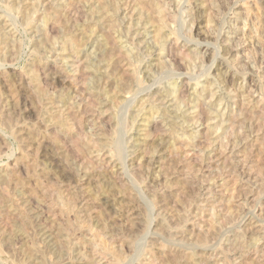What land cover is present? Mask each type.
I'll list each match as a JSON object with an SVG mask.
<instances>
[{
  "label": "rangeland",
  "instance_id": "1",
  "mask_svg": "<svg viewBox=\"0 0 264 264\" xmlns=\"http://www.w3.org/2000/svg\"><path fill=\"white\" fill-rule=\"evenodd\" d=\"M40 1L0 0V264H264V0Z\"/></svg>",
  "mask_w": 264,
  "mask_h": 264
},
{
  "label": "bare ground",
  "instance_id": "2",
  "mask_svg": "<svg viewBox=\"0 0 264 264\" xmlns=\"http://www.w3.org/2000/svg\"><path fill=\"white\" fill-rule=\"evenodd\" d=\"M39 1H40V0H39ZM44 1H45V0H44ZM47 1H48V0H47ZM68 1H69V0H68ZM104 1H105V0H104ZM104 1H103V2H104ZM110 1H111V0H110ZM120 1H121V0H117V1H115V2H118L119 5H120ZM135 1H137V0H135ZM40 2H41V1H40ZM73 2H74V1H73ZM76 2H77V1H76ZM79 2H81V1H79ZM97 2H98V1H97ZM100 2H101V0H100ZM106 2H107V1H106ZM152 2H153V1H152ZM42 3H43V2H41V4H42ZM45 3H46V2H45ZM47 3H48V2H47ZM66 3H67V2H66ZM69 3H70V2H69ZM98 3H99V2H98ZM153 3H154V2H153ZM10 4H11V3H10ZM37 4H38V3H37ZM48 4H49V3H48ZM39 5H40V4H39ZM43 5H44V4H43ZM113 5H114V4H113ZM115 5H116V3H115ZM115 5H114V6H115ZM125 5H126V4H125ZM129 5H130V4H129ZM9 6H10V5H9ZM33 6H34V5H33ZM44 6H45V5H44ZM157 6H158V5H157ZM64 7H66V6H64ZM158 7H159V6H158ZM14 8H15V7H14ZM136 9H137V8H136ZM157 9H158V8H157ZM134 10H135V8H134ZM115 11H116V13H117L120 17L122 16V18L120 19L122 25L125 24V21H126V18H125V17H127V16H126V11H125V9H124V8H121V6H115V8H114V12H115ZM127 11H128V10H127ZM139 11H140V10H139ZM159 11H161V10H159ZM159 11H158V12H159ZM99 12H100V11H99ZM129 12H130V10H129ZM116 13H115V14H116ZM130 13H131V12H130ZM130 13H129V14H130ZM134 13H135V12H134ZM159 13H160V12H159ZM35 14H36V13H35ZM63 14H64V13H63ZM63 14H62V15H63ZM117 14H116V16H117ZM161 14H162V13H161ZM161 14H160V15H161ZM36 15H37V14H36ZM38 15H39V14H38ZM64 15H65V14H64ZM127 15H128V14H127ZM32 16H33V15H32ZM34 17H35V16H34ZM65 17H66V15H65ZM120 17H119V18H120ZM35 18H36V17H35ZM39 18H40V19H44V15L39 16ZM105 18H106V17H105ZM109 18H111V17H109ZM37 19H38V18H37ZM37 19H36V20H37ZM45 19H46V18H45ZM58 19H60V18H58ZM68 19H69V17H68ZM97 19H98V18H97ZM112 19H113V18H112ZM117 19H118V18H117ZM127 19H128V18H127ZM61 20H62V19H61ZM129 20H130V17H129ZM44 21H45V20H44ZM110 21H111V19H110ZM117 21H118V20H117ZM41 22H42V21H41ZM62 22H63V21H62ZM109 23L111 24V22H109ZM109 23H108V24H109ZM116 23H117V22H116ZM104 24H105V23H104ZM126 24H127V23H126ZM64 25H65V24H64ZM122 25H121V26H122ZM106 26H107V25H106ZM106 26H105V27H106ZM108 27H109V26H108ZM126 27H127V26H126ZM128 27H129V26H128ZM123 28H125V25H124ZM128 29H129V28H128ZM131 29H132V28H131ZM140 30H141V29H140ZM68 31H69V30H68ZM110 31H111V30H110ZM126 31H127V30H126ZM113 32L115 33V31H113ZM122 32H123V31H122ZM129 32H130V31H129ZM132 32H133V31H132ZM134 32H135V31H134ZM141 32H142V31H141ZM64 33H65V32H64ZM68 33H69V32H68ZM104 33H105V32H104ZM126 33H127V32H126ZM137 33H138V32H137ZM139 33H140V32H139ZM101 34H102V33H101ZM130 34H131V33H130ZM11 35H12V34H11ZM107 35H108V34H107ZM133 35H136V34H133ZM138 35H139V34H137V36H136L137 38H138ZM72 36H73V35H72ZM120 36H121V35H120ZM126 36H127V35H126ZM130 36H131V35H130ZM63 37H64V36H63ZM65 37H67V36H65ZM122 37H123V36H122ZM139 37H140V36H139ZM142 37H143V36H142ZM72 38H73V37H72ZM97 38H98V37H97ZM116 38H117V37H116ZM118 38H119V37H118ZM120 38H121V37H120ZM126 38H127V37H126ZM130 38H131V37H130ZM63 39L65 40V38H63ZM114 39H115V38H114ZM133 39H134V36H133V38H132L131 40H133ZM66 40H67V38H66ZM66 40H65V41H66ZM72 40H73V39H72ZM102 40H103V39H102ZM127 40L129 41L130 39H127ZM127 40H126L125 42H127ZM10 41H11V40H10ZM69 41H71V40H69ZM69 41H68V42H69ZM115 41H116V39H115ZM142 41H143V40H142ZM5 42H6V41H5ZM61 42H62V41H61ZM129 42H130V41H129ZM133 42H135V40H133ZM97 43H98V41H97ZM97 43H96V44H97ZM114 43H115V42H114ZM116 43H117V42H116ZM122 43H123V42H122ZM66 44H67V43H66ZM112 44H113V43H112ZM131 44H134V43H131ZM61 45H64V43L61 44ZM128 45H129V44H128ZM141 45H142V44H141ZM136 46H137V45H136ZM142 46H143V45H142ZM53 47H54V46H53ZM62 47H63V46H62ZM112 47H113V46H112ZM131 47H132V46H131ZM145 47H146V46H145ZM114 48H115V47H114ZM116 48H117V47H116ZM119 48H120L122 51L124 50V53H126L127 55L130 54V53H133L132 56H133V58H134V55H135V54H134V52L131 51V49L129 50V47L127 46V43H126V45L119 46ZM143 48H144V47H143ZM59 49H60V48H59ZM73 49H74V47H73ZM137 49H139L138 46H137ZM137 49H136V50H137ZM54 50H55V49H54ZM116 50H117V49H116ZM132 50H133V49H132ZM136 50H135V51H136ZM141 50H142V49H141ZM145 50H147V49H145ZM111 51H112V50H111ZM111 51H110V53H111ZM130 51H131V52H130ZM137 51L139 52L140 50H137ZM157 52H158V51H157ZM118 53H119V52H118ZM120 53H121V51H120ZM136 53H137V52H136ZM140 53H141V52H140ZM142 53H143V52H142ZM152 53H153V52H152ZM126 54H125V55H126ZM113 55H114V54H113ZM115 55H116V53H115ZM120 55H121V54H120ZM123 55H124V54H123ZM136 55H137V54H136ZM147 55H148V54H147ZM132 56H131V57H132ZM139 56H140V55H139ZM139 56H138V57H139ZM141 56H142V55H141ZM115 57H116V56H115ZM121 57H122V56H121ZM121 57H119V59H120ZM125 57H126V56H125ZM138 57L135 56V58H138ZM142 57H143V56H142ZM159 57H160V56H159ZM128 58H129V57H128ZM110 59H111V58H110ZM123 59H124V58H123ZM125 59H126V58H125ZM125 59H124V60H125ZM158 59H159V58H158ZM113 60H114V58H113ZM121 60H122V59H121ZM126 60H127V59H126ZM133 60H135V59H133ZM111 61H112V59H111ZM144 61H145V60H144ZM124 62H126V61H124ZM127 62H128V61H127ZM140 62H141V61H140ZM116 63H117V61H116L114 64H116ZM118 63H119V62H118ZM118 63H117V65H118ZM128 63H129V62H128ZM143 63H144V62H143ZM111 64H112V63H111ZM120 64H121V63H120ZM125 64H126V63H125ZM132 64H133V63H132ZM132 64L130 63L131 66H132ZM136 64H137V63H136ZM138 64L140 65L141 63H138ZM147 64H148V63H147ZM107 65H108V64H107ZM107 65H106V66H107ZM123 65H124V64H123ZM133 65H134V64H133ZM139 65L137 66V69H136V70H138V74H140V76H142V78H143V76H144V72H142L141 70L144 68L145 65H143V64L140 65V66H139ZM104 66H105V65H104ZM121 66H122V65H121ZM134 66H136V65H134ZM148 66H149V65H148ZM112 67H113V66H112ZM116 67H117V66H116ZM116 67H115V70H116ZM107 68H109V67H107ZM113 68H114V67H113ZM113 68H111V69H113ZM146 68H147V67H146ZM119 69H120V68H119ZM122 69L125 70L124 68H122ZM144 69H145V68H144ZM108 70H109V69H108ZM108 70H107V72H108ZM117 71H118V70H117ZM121 71H122V70H121ZM146 71H148V70L146 69L145 72H146ZM118 72H119V71H118ZM133 72H134V70H133ZM135 72H136V71H135ZM147 73H148V72H147ZM119 74H120V73H119ZM114 75H115V74H114ZM114 75H113V76H114ZM120 75H121V74H120ZM114 77H115V76H114ZM140 78H141V77H140ZM142 78H141V80H143ZM116 79H117V78H116ZM114 80H115V79H114ZM118 80H119V79H118ZM118 80H117V82H118ZM135 80H136V79H135ZM113 83H114V82H113ZM118 83H119V82H118ZM119 84H120V83H119ZM119 84H118V85H119ZM178 85H179V84H178ZM178 85H177V86H178ZM112 86H113V84H112ZM135 86H136V85H135ZM116 88H117V86H116ZM116 88H115V89H116ZM118 88L120 89V86H118ZM110 89H111V88H110ZM127 90H128V89H127ZM155 90H156V88H155ZM111 91H112V90H111ZM147 91L149 92L150 90H147ZM158 91H159V90H158ZM116 92H117V91H116ZM116 92H115L114 94H116ZM173 92H174V91H173ZM143 93H145V92H143ZM134 94H135V93H134ZM140 94H141V93H140ZM149 94H150V93H149ZM153 94H154V93H153ZM112 96H113V95H112ZM114 97H115V96H114ZM118 97H119V96H118ZM137 97H140V96H137ZM147 97H148V96H147ZM115 98H116V97H115ZM117 99H120V98H117ZM144 99H145V98H144ZM126 100H127V99H126ZM130 100H131V99H130ZM137 100H139V99H136V102H137ZM114 101H115V100H114ZM126 103H127V105H128V104H131V103L133 104V103H134V100H131V101L127 100ZM78 121H79V120H78ZM95 146H96V145H95ZM0 150H1V149H0ZM93 152H94V151H93ZM99 158H100V157H99ZM63 180H64V179H63ZM59 186H60V185H59ZM67 190H69V189H67ZM59 191H60V190H59ZM59 191H58V192H59ZM71 191H72V190H71ZM77 191H78V190H77ZM58 192H57V193H58ZM74 192H76V191H74ZM81 192H82V191H81ZM59 193H61V192H59ZM62 193H63V192H62ZM62 193H61V194H62ZM71 193H72V192H71ZM61 194H60V195H61ZM67 194L69 195V192H68ZM67 194H66V195H67ZM55 195H56V194H55ZM72 195H74V193H73ZM72 195H71V197H73ZM76 195H77V194H76ZM79 195H80V194H79ZM74 196H75V195H74ZM81 196H82V195H81ZM82 197H83V196H82ZM84 197H85V196H84ZM60 198H62V197H60ZM75 198H77V197H75ZM79 198H81V197L79 196ZM59 200H60V199H59ZM61 200H62V199H61ZM64 200H65V199H64ZM75 201H76V200H75ZM61 202H62V201H61ZM11 205H12V203H11ZM11 205H10V206H11ZM24 206H25V205H24ZM61 206H62V205H61ZM72 206H73V205H72ZM7 207H8V206H7ZM66 209H67V208H66ZM74 209H75V208H74ZM76 212H77V211H76ZM75 216H76V215H75ZM39 221H40V220H39ZM152 221H153V220H152ZM105 225H107V224H105ZM152 225H153V224H152ZM152 225H151V226H152ZM39 226H41V225L39 224ZM36 227H37V226H36ZM107 227H108V226H107ZM111 227H112V226H111ZM44 228H45V227H44ZM112 228H113V227H112ZM42 229H43V228H42ZM108 229H109V228H108ZM110 229H111V228H110ZM150 229H151V228H150ZM75 231L78 232V230H75ZM147 231H148V230H147ZM39 232H40V231H39ZM114 232H115V231H114ZM147 234H148V233H147ZM43 235H45V237H46L47 239H51V237H52V236H51L50 234H48V233L43 234ZM106 235H107V234H106ZM113 235H114V234H113ZM69 236H70V235H69ZM109 236H110V235H109ZM147 236H148V235H147ZM111 238H112V237H111ZM147 238H148V237H147ZM149 238H150V237H149ZM44 239H45V238H44ZM75 240H76V239H75ZM146 240H147V239H146ZM146 240H145V242H146ZM49 241H50V240H49ZM143 241H144V240H143ZM109 242H111V241H109ZM145 242H144V243H145ZM147 242H148V241H147ZM147 242H146V244H147ZM144 243H143V245H144ZM7 244H8V243H7ZM71 244H73V243H71ZM71 244H70V245H71ZM7 246H8V245H7ZM145 248H146V247H145ZM108 249H109V247H108ZM192 249H193V248H192ZM9 250H10V249H9ZM194 250H195V249H193V252H194ZM26 251H27V250H26ZM78 251H79V250H78ZM107 251H108V250H107ZM204 251H205V250H204ZM118 252H119V251H118ZM193 252H192V253H193ZM195 252H196V250H195ZM197 252H198V251H197ZM112 253H113V252H112ZM78 254H79V253H78ZM193 254H194V253H193ZM193 254H192V255H193ZM113 255H114V254H113ZM116 255H117V254H115V256H116ZM186 255H187V254H186ZM190 255H191V254H190ZM81 256H82V255H81ZM202 256H204V255H202ZM190 257H192V256H190ZM199 257H200V256H199ZM81 258L84 259L83 257H81ZM116 258H117V257H116ZM193 258H195V257H193ZM190 259H191V258H190ZM72 260H73V259H72ZM81 261H82V260H81ZM123 261H124V260H123ZM198 261H199V260H198ZM202 261H203V259H202ZM92 263H93V262H92ZM196 263H197V261H196ZM95 264H96V263H95ZM198 264H199V263H198ZM200 264H201V262H200Z\"/></svg>",
  "mask_w": 264,
  "mask_h": 264
}]
</instances>
